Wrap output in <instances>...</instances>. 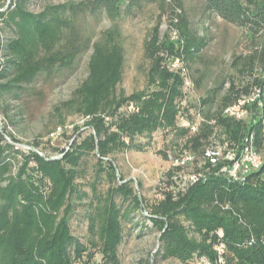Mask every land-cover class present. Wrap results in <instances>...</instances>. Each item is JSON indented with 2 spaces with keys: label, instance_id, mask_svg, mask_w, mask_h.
<instances>
[{
  "label": "trees",
  "instance_id": "trees-1",
  "mask_svg": "<svg viewBox=\"0 0 264 264\" xmlns=\"http://www.w3.org/2000/svg\"><path fill=\"white\" fill-rule=\"evenodd\" d=\"M5 1L0 0V8ZM202 1L208 13L250 35V53L234 56L231 65L253 78L242 85L231 79L225 89L221 79L199 97L197 120H188L190 125L196 123V129L174 128V137L181 139L179 151L194 154L190 170L198 178L191 184L184 182L177 197L148 204L150 226L146 227L158 232L156 255L162 260L189 264L203 256L212 264H264V0ZM143 5L157 8L156 24L143 42L147 84L154 86L151 105L158 107L156 112L162 107L164 126H173V115L179 111L176 105L186 100L188 65L206 46L205 37L191 28L182 0H67L45 4L39 11L30 10L26 0H11L0 10V29L10 34L0 44V104L8 97L18 98L41 74L71 69L91 49L87 76L66 103L91 129L80 143L53 158L36 150L22 151L0 134V264H120L124 223L143 205L130 179L120 175L121 181H115L109 126L104 120L116 117L137 95L117 90L124 66L118 29L111 26L93 38L82 31L77 18L104 16L115 22ZM161 23L167 25L165 38L160 37ZM176 59L179 65L172 68ZM202 77L190 82L200 87ZM255 87L260 89L259 100L244 106L245 118L223 114ZM141 124L122 126L129 139L121 142L123 147H140L132 134L142 128L151 131L156 125L153 117ZM224 142L229 147L253 145L262 164L242 180H231L219 172V164L212 166L204 158L207 147ZM90 153L97 159V175L105 174L108 186L104 194L96 195L92 184L93 198L85 204L82 200L88 194L78 180ZM181 171V166L171 164L167 173ZM79 205L87 223L85 242L71 229ZM95 254L100 256L98 262H93Z\"/></svg>",
  "mask_w": 264,
  "mask_h": 264
},
{
  "label": "rangeland",
  "instance_id": "rangeland-1",
  "mask_svg": "<svg viewBox=\"0 0 264 264\" xmlns=\"http://www.w3.org/2000/svg\"><path fill=\"white\" fill-rule=\"evenodd\" d=\"M10 1L6 0L0 10H3ZM64 1L67 0H26V5L32 11H39L45 4ZM182 2L191 28L198 36L205 37L206 46L199 52V58L188 65L189 80L184 86L186 100L176 105L179 111L173 115V126H164L162 107L156 112L158 107L154 109L155 106L151 105L154 99L150 93L154 86L148 85L146 78L148 60L143 54V42L156 24V6L143 5L121 16L115 22L104 16L98 20L82 15L77 18L82 31L90 33L93 38L111 26L118 29L119 40L124 50V66L123 77L117 90L126 96L137 95L136 100L126 103L116 117L104 120L109 126L107 136L110 158L116 167L115 181H121L120 175L124 180L130 179L131 186L142 199L143 205L132 212L129 223H124L125 237L118 249L120 264H182L175 259H159L156 255L159 247L158 232L146 227L150 226L148 204L159 202L167 196L177 197L184 190L183 174L167 173L172 162L180 155L178 143H181V139L174 137V128L181 126L185 121L189 122L188 120L196 122L199 97L204 96L205 90L221 79H225L223 82L225 89L231 79L242 85L253 78V75L241 74L231 65L234 56H246L252 49L247 31L208 13L202 0ZM166 31V23H161L159 27L161 38H165ZM8 35L9 32L0 29V44ZM90 54L89 48L77 58L71 69L62 70L58 74H41L27 85L26 90L18 98L8 97L2 102L0 134H4L7 141L22 151L36 150L53 158L60 157L72 144L80 143L91 129L85 127L84 118L80 113L66 103L87 76ZM253 73L262 77L259 70L253 69ZM199 76H203V79L201 86L197 87L190 80ZM149 117L155 120V128L151 131L142 128L140 132L132 134L134 143L141 149L123 147L121 142L128 143L129 139L122 134V126L145 123ZM144 123L141 124L142 127L146 125ZM51 133L54 135L51 136ZM81 167L84 170L83 177L78 183L88 194V197L82 200L87 204L93 198L91 185L95 184L96 195H102L106 192L108 183L105 174L97 175V159L93 153L85 157ZM116 200L120 202L119 198ZM86 226L84 211L79 205L71 219V229L82 242L86 241ZM99 259V254H95L93 262H98ZM189 264L198 263L193 260Z\"/></svg>",
  "mask_w": 264,
  "mask_h": 264
},
{
  "label": "built area",
  "instance_id": "built-area-1",
  "mask_svg": "<svg viewBox=\"0 0 264 264\" xmlns=\"http://www.w3.org/2000/svg\"><path fill=\"white\" fill-rule=\"evenodd\" d=\"M175 36V35H174ZM176 37V36H175ZM179 65V60L176 59L172 63V68ZM260 94L258 87L253 88L248 94L242 95L238 101L223 111V114L234 119H243L248 112L245 109L246 104H251L257 100ZM264 123V122H263ZM183 126H190L191 130L196 129V123L190 125L189 122H183ZM51 136L54 133L50 134ZM204 158L212 165L219 164V172L225 174L233 181L242 180L249 172L256 170L262 164V157L259 152L255 150L253 145H243L242 147H229L226 142L222 144L211 145L206 148ZM194 162V154L189 151L180 152V155L172 162L173 166H181L183 174L182 178L187 184L195 182L198 178L197 174L186 169ZM220 253V247H217ZM198 264H212L207 258L200 257Z\"/></svg>",
  "mask_w": 264,
  "mask_h": 264
}]
</instances>
